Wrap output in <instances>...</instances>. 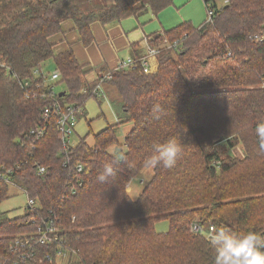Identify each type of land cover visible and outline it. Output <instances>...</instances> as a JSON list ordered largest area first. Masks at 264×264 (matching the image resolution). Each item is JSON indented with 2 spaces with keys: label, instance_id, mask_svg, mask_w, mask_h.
<instances>
[{
  "label": "trees",
  "instance_id": "obj_1",
  "mask_svg": "<svg viewBox=\"0 0 264 264\" xmlns=\"http://www.w3.org/2000/svg\"><path fill=\"white\" fill-rule=\"evenodd\" d=\"M171 3L0 0V174L10 176L0 178V206L11 186L37 204L14 219L0 211V264H64L57 262L59 252L79 264H214L215 247L225 241L213 246L212 227L264 234V151L256 134L264 123V0H231L213 22H185L148 36V46L160 49L152 74L140 66L146 53L139 42L133 44L136 69H94L99 77L112 74L104 84L115 88L123 118L133 124L125 150L116 133L121 122L94 134L93 145L85 137L66 152L58 114L44 120L56 104L80 108L85 116L82 108L100 83L86 78L89 70L73 51L55 55L50 38L65 21L75 23L88 47L95 42L94 23L121 22L145 9L158 15ZM49 60L61 73L51 85L40 70ZM59 85L64 90L53 94L50 88ZM157 105L159 118L152 111ZM41 124L47 130L37 140L30 131ZM171 139L181 145L176 165L148 166L153 146ZM239 143L243 158L230 153ZM116 145L124 159L101 182ZM151 167L152 179L132 199L131 181ZM47 220L56 240L18 247ZM163 220L169 230L159 233L155 226ZM195 225L203 233L192 231Z\"/></svg>",
  "mask_w": 264,
  "mask_h": 264
},
{
  "label": "rangeland",
  "instance_id": "obj_2",
  "mask_svg": "<svg viewBox=\"0 0 264 264\" xmlns=\"http://www.w3.org/2000/svg\"><path fill=\"white\" fill-rule=\"evenodd\" d=\"M77 1L79 3H84V6L89 5L92 7L94 5L97 6L100 4L104 6L110 5L115 0ZM206 21L207 9L204 0H172V3L167 8L162 10L158 15H155L150 9H145L137 17H130L125 20H122L121 22L115 21L104 26L106 28H109L111 25L118 26L121 24L127 31L126 34L129 36L130 39H132V41H141L142 43H144L148 36H151L156 33H164L165 31L171 30L182 23L190 22L194 26L199 27L203 25ZM147 52L148 50H146L145 53ZM123 56L124 59L127 58L126 52L123 54ZM129 58L122 62L127 61ZM156 61L154 62V66H156L154 68V72L157 71L158 67V63ZM121 63H119L118 65H120ZM40 70L42 73L50 75L56 69L53 61L49 60L41 65ZM118 70L134 69L117 68L115 70H111L110 72H115ZM98 73L99 72H97L96 70H89L86 74V78L90 82H93L97 80L100 76ZM60 78L61 73L58 80H60ZM58 80L52 81L50 76L46 79V84L51 85L57 82ZM111 80H109L108 82H110ZM55 89L59 93L64 90V87L59 85ZM120 105L121 100L119 99V95L115 88L109 83L103 84L96 97L89 99L86 102L85 106L82 108L85 116L80 117L81 115H79L75 132H73V135L71 136V146L75 147L79 143V141L85 137H87L88 144L93 145L94 134H98L107 127L113 126L118 122H121V124L118 126L116 133L119 140V144L123 146V149L125 150V136L132 130L133 124L129 122L127 118H123V116L127 115L124 113L122 106L120 108ZM110 152L113 155L120 154L119 147L117 145L112 147ZM230 153L239 158H243L245 155L244 148L240 143ZM153 175L154 168H146L131 181V188L129 193L132 199H136L140 195L143 188L152 179ZM5 176L6 178L10 177L9 171H7ZM10 196L11 197L8 200L1 204L0 211L6 213L10 219L23 217L28 214L29 197L27 196L25 191L18 186H11ZM155 228L159 233L167 232L169 230V222L167 220L160 221L156 224ZM57 262L64 264H79L77 257L70 259L69 255L67 256V254H64L62 252L58 253Z\"/></svg>",
  "mask_w": 264,
  "mask_h": 264
},
{
  "label": "clouds",
  "instance_id": "obj_3",
  "mask_svg": "<svg viewBox=\"0 0 264 264\" xmlns=\"http://www.w3.org/2000/svg\"><path fill=\"white\" fill-rule=\"evenodd\" d=\"M152 111L154 117L159 118L162 110L157 105L154 106ZM256 134L259 138V148L264 151V123L257 125ZM180 152L181 145L175 139L155 144L153 155L148 158L146 164L148 166L162 164L165 168H173L177 163ZM123 159L122 154L115 155L113 160L104 165V170L98 179L105 182L113 177L116 174L117 166ZM211 231L210 239L213 246L221 237L225 241L223 247H215L214 264H264V234L255 231L234 234L223 227L213 228Z\"/></svg>",
  "mask_w": 264,
  "mask_h": 264
},
{
  "label": "built area",
  "instance_id": "obj_4",
  "mask_svg": "<svg viewBox=\"0 0 264 264\" xmlns=\"http://www.w3.org/2000/svg\"><path fill=\"white\" fill-rule=\"evenodd\" d=\"M206 4V9H207V21L205 23L213 22L217 12L223 8L227 7L230 3L231 0H204ZM256 38L259 39L258 36ZM261 38V37H260ZM148 52L146 55L140 60V66L143 70L144 73L146 74H152L154 73V62L157 59V56L159 54L160 49H153L150 46L147 47ZM161 48V47H160ZM157 62V61H156ZM138 62L135 60V58H129L127 61L122 62L120 65L117 66L119 69H136L137 68ZM4 67L2 64H0V67ZM116 68V69H117ZM39 71H36V74H39ZM47 79L48 77L51 76L52 81H56L60 77V72L58 70H54L53 73L50 75H47L45 73H42ZM112 79V74L108 73L104 76L98 77L97 80H99V85L97 89L95 90V94L97 95L101 86L108 82L109 80ZM50 90L53 92V94L56 92L55 88H50ZM52 112H56L59 116L58 122H57V129L59 130L61 136H62V141L64 144V147L67 150H69L71 147V136L73 135V132H75V128L78 123V118L79 115L82 113V110L80 108H73V107H67L66 110H63L58 104L53 106L52 108H48L45 111V119L47 120ZM46 126L44 124H41L35 128H33L30 131V135L40 139L46 134ZM79 171L82 170L81 167L78 168ZM45 169H41L40 172H44ZM5 172L0 174V178L8 180L9 178H6ZM37 204L36 201L33 199H29L28 201V208L29 209H34L36 208ZM35 222V221H32ZM51 222V223H50ZM213 229V227L210 229V231ZM192 231L196 233H203V229H201L199 226H193ZM212 232V231H211ZM56 227L53 225V221H47L45 225L39 226L38 232L31 236L30 238L24 237L20 238L17 241L18 247L25 248L26 246H30L32 242L38 243L41 245H48L49 243L53 242L54 240L57 239L56 237Z\"/></svg>",
  "mask_w": 264,
  "mask_h": 264
},
{
  "label": "crops",
  "instance_id": "obj_5",
  "mask_svg": "<svg viewBox=\"0 0 264 264\" xmlns=\"http://www.w3.org/2000/svg\"><path fill=\"white\" fill-rule=\"evenodd\" d=\"M92 32L95 42L85 47L81 42V36L75 23L71 20L65 21L62 24V32L50 38L55 55L71 50L80 65L86 68L85 70H94L102 66L115 70L119 63L129 57H134L133 44L139 42V47L143 53L147 50V40L144 43L132 41L121 24L118 26L111 25L106 28L100 23H94ZM125 52L127 54L126 59L123 56Z\"/></svg>",
  "mask_w": 264,
  "mask_h": 264
},
{
  "label": "water",
  "instance_id": "obj_6",
  "mask_svg": "<svg viewBox=\"0 0 264 264\" xmlns=\"http://www.w3.org/2000/svg\"><path fill=\"white\" fill-rule=\"evenodd\" d=\"M63 94H65V93H62L60 96H62Z\"/></svg>",
  "mask_w": 264,
  "mask_h": 264
}]
</instances>
